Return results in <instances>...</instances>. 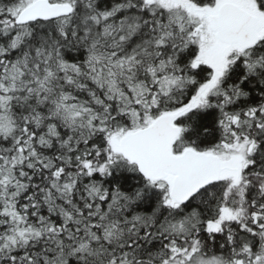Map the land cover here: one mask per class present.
<instances>
[{
    "label": "snow or ice",
    "instance_id": "6c2138e0",
    "mask_svg": "<svg viewBox=\"0 0 264 264\" xmlns=\"http://www.w3.org/2000/svg\"><path fill=\"white\" fill-rule=\"evenodd\" d=\"M0 264H264V0H0Z\"/></svg>",
    "mask_w": 264,
    "mask_h": 264
}]
</instances>
